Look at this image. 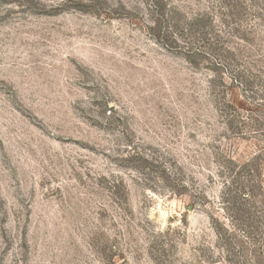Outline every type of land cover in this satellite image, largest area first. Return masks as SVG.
<instances>
[{"label": "rangeland", "instance_id": "374dc122", "mask_svg": "<svg viewBox=\"0 0 264 264\" xmlns=\"http://www.w3.org/2000/svg\"><path fill=\"white\" fill-rule=\"evenodd\" d=\"M0 264H264V0H0Z\"/></svg>", "mask_w": 264, "mask_h": 264}]
</instances>
